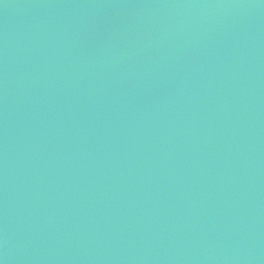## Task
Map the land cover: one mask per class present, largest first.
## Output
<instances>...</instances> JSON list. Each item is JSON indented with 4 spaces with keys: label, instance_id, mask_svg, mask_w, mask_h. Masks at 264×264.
Segmentation results:
<instances>
[{
    "label": "water",
    "instance_id": "95a60500",
    "mask_svg": "<svg viewBox=\"0 0 264 264\" xmlns=\"http://www.w3.org/2000/svg\"><path fill=\"white\" fill-rule=\"evenodd\" d=\"M0 264H264V0H0Z\"/></svg>",
    "mask_w": 264,
    "mask_h": 264
}]
</instances>
